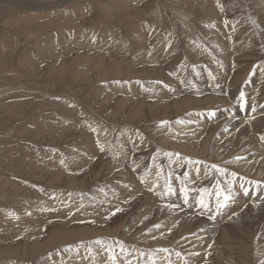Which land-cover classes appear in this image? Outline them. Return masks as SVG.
Wrapping results in <instances>:
<instances>
[{"label": "rangeland", "instance_id": "1", "mask_svg": "<svg viewBox=\"0 0 264 264\" xmlns=\"http://www.w3.org/2000/svg\"><path fill=\"white\" fill-rule=\"evenodd\" d=\"M27 1L31 6L36 3L52 6L62 1L73 2L38 12L0 2V41H4L0 44V54L5 57L0 60L7 63L2 65L3 72L0 71V104L3 102L2 107L25 106L22 108L24 112L8 118L0 128V156L5 145L14 153L22 151V147L25 151V146H21L24 143L21 135L44 127L42 133L45 129L48 131L42 134V145L28 141L27 151L37 157L45 168L44 173L62 178L56 184L45 179L42 188H35L31 182L24 181L32 187L24 195V200L35 199L36 193H43L42 204L51 200L54 207L50 210L52 215H58L60 209L67 208L65 217L72 223L73 208L84 210L97 200L87 202L85 200L89 198L82 196L91 195V192L94 196L99 195L100 202L107 209L122 206V197L105 202L107 190H116V186L112 187L113 183L119 181L121 184L127 180L136 182L138 190H144L145 184L140 179L143 176L144 180L149 179L147 173H153L154 167L157 168L156 178L169 185L166 187L163 183L162 189L173 190L172 199L169 196L171 202L191 207L194 195L204 198L207 205L202 211L195 206L190 212V216H197L198 220L190 228H185L174 215L152 217L136 206L138 209L134 208L124 218L128 221L125 226L132 225L125 235L120 236L122 230L116 234L111 231L110 237L94 235L88 242L75 245L69 253L71 258L76 256L73 260L59 256L58 252V263L196 264L200 252L206 250V264H232L227 258L216 259L212 247L220 246L217 241L220 230L211 229V224L218 222L216 225H221L222 221L230 220L223 213L227 214L234 206L236 195L245 197L242 187L248 195L253 194L252 185L258 186L259 193L264 192V163L256 160L259 159L257 154L261 151L264 154V139H261L264 137V124L258 131L260 133L251 131L249 135L241 128L250 113L257 114L256 118L264 122V0H116L122 5V14L119 15L114 14V7L106 9L108 13L105 14L97 12L95 6L99 0ZM123 9L130 17H125ZM110 37L119 43L122 41L120 45L132 43L138 47L137 51L144 50V56L147 54L153 60L140 58L141 61H138L129 53L123 55L134 63L131 64L133 68L130 71L128 65H116L118 73L115 79L107 81L105 91L97 90L102 96L105 95L103 93H110L111 98L106 100L110 104L98 110L99 107L93 104V97L82 86L86 89L91 87L84 84L73 86L71 78L57 81L55 75L66 68L69 73L81 78L89 76L94 67L101 69L99 65L109 59L110 52L107 51L111 46L108 43L105 48V39ZM116 50L122 53L120 47L112 51L113 55H120ZM188 51L192 54L189 55ZM153 69L161 72L157 74L158 80L152 74ZM127 70L133 74H127ZM172 78L177 82L165 84ZM185 78L186 82H183ZM198 87L200 92L194 96ZM164 88H172L170 92L175 91L180 97L176 108L165 102L168 96L163 92L167 91ZM209 89L214 95L201 93ZM158 91H161L160 101L154 98ZM127 92H137L138 96L128 97ZM135 97V102H132ZM34 101L40 103L37 108L31 106ZM47 107L54 108L53 115L59 113L72 123L77 121L78 127L67 128L70 132H58L62 127L56 128V125L50 127L47 115L51 110ZM229 111L235 123L236 120L240 122L234 131L225 129L231 117L227 118ZM88 120L95 122V126H91ZM199 120L205 124L208 120L210 129L206 130L211 136L204 133ZM217 124L218 127L213 128ZM123 132L128 140L124 139L125 144L128 142L139 147L138 142L144 139V146L140 145L143 146V154L139 156L143 161H134L130 154L122 157V153L116 159V137L121 139L118 149L123 150ZM104 140L107 144H103ZM196 148L199 153L195 157ZM101 149L110 151L112 155L103 163L97 155L103 153ZM77 151L81 153L79 157H76ZM77 158L85 163L84 166L79 165V169ZM122 159H125L124 162ZM122 164L133 168L139 166V169L128 176L121 171L124 168ZM26 165L29 169L33 166L28 160ZM63 166L71 170L63 171ZM76 171L72 180L70 175ZM239 179H247L248 184L238 188L236 183ZM181 189L184 191L181 192ZM217 191L220 192L219 197ZM224 195H229L230 199L225 207L217 211V201L223 202ZM240 228L246 233L242 241L238 236L241 230L236 229L235 233L227 227L233 238L228 244L242 248V262L237 264H264V219L244 220ZM199 238L204 243L208 240V243L200 244ZM78 252L83 256L80 257ZM58 263L54 261L50 264Z\"/></svg>", "mask_w": 264, "mask_h": 264}, {"label": "bare ground", "instance_id": "2", "mask_svg": "<svg viewBox=\"0 0 264 264\" xmlns=\"http://www.w3.org/2000/svg\"><path fill=\"white\" fill-rule=\"evenodd\" d=\"M0 2H4L8 6L24 8L26 11L38 12V11L49 10L50 8L54 9V8L64 7L73 1H69V2L62 1L59 3L53 4L52 6H47L45 3H41V4L36 3L34 6H31L27 0H0ZM96 3L97 5L95 6V10L101 14H105V12H107L106 9L110 7H114V9L116 10V11L114 10L116 12V13L114 12V14H118V15L122 14V5L120 2L116 0H99V2H96ZM112 9L113 8H111V10ZM123 11H124L125 17H130L129 13L125 9H123ZM79 25L80 24L77 25V28H79ZM89 27H95V25H89ZM73 28L74 27H72V30ZM62 30L66 32L65 28H63ZM247 36L250 37L251 34H248ZM78 38L80 39V37ZM105 40H106L105 48L108 43H110L111 48L108 46L109 51H107L103 47L104 50L110 53H109V56H108L109 59L107 60V62L99 65L101 66V69H98V66L94 67V69L92 70L89 76L81 77V78H77V76H74L75 75L74 73H69L66 70V68H64L58 74L55 75L57 81H65V80L68 81L71 78L72 80L71 83L74 84L73 86H75V84L77 86L79 84H84V85H87V87L88 86L91 87V88L86 89L84 88V86H82L83 89H85L86 93L93 97V100H94L93 104L96 105V107H99L98 110L105 109V107L110 104L108 103V101H106L107 98H111V95H109L110 93L109 94L108 92L103 93L105 95L102 96V94H100L99 91L97 90L100 89V90L105 91L108 85L107 81H109V79H115L114 77H116V73H118V69L116 65L118 64H122L123 66L128 65L129 68H131L130 71L133 68L131 64L134 65V63L128 61L127 57L125 58L123 55H126L129 53L131 54L132 58H138V61L139 60L141 61V59L144 60V58L146 60L147 59L153 60L152 58L149 59L150 56L148 57L147 54H145L144 56V53H143L144 50H142L143 52L137 51L139 50L138 47H135L132 43H128V45L126 43L123 45L122 44L120 45L122 41L119 43L117 39H112L111 37L110 39L107 38ZM3 43L4 41L1 40L0 44H3ZM87 45L91 46L90 44H87ZM120 47H121L122 53L116 50L118 53H120V55H117V56L113 55L112 51H115V49L117 48L119 49ZM241 48L239 47L238 49H241ZM188 54L190 55L192 53L188 51ZM0 58L5 59V57L2 54H0ZM4 64L7 65L5 61L0 60V71L1 72H3L4 70L2 68V65ZM135 66L137 65L135 64ZM63 67H66V66H63ZM126 73L130 74L128 70L126 71ZM159 73L161 72L158 70H154V69L152 70V74L157 80H158L157 74ZM131 74L133 73L131 72ZM0 75H2V73H0ZM182 81L186 82V78L185 80H182ZM98 82L100 84H97ZM174 82L176 83L177 81H174L172 78L171 80H166L165 84L171 83L172 85V83ZM95 84H96V88L94 87ZM171 89L164 88V90L168 91V92L163 91L164 93H167V96H168L165 102L168 105L172 104L174 106L173 108H176L177 104L179 103L180 97L175 94V91L170 92ZM132 91H135V90L133 89ZM137 92H132V93L127 92L128 97L129 95H131L132 97L138 96L136 94ZM158 92L157 94H154V98L157 99V101H160L159 98H160L161 91H158ZM199 92H200V89L198 87V89L194 91L193 95L195 96ZM204 92L207 94L211 93L212 95H214L213 91L210 89L201 91V93H204ZM135 100H136V97L134 99H131L132 102H135ZM46 102L47 101H45V103ZM2 104L3 102L0 104V112H1L0 113V128H2L5 125L8 118H14L17 114L24 112L22 108L25 107V106L17 107L15 105L14 106L6 105L5 107H2L1 106ZM39 104L40 103L35 102V103H32L31 106L34 108H37ZM47 108L51 110L49 115H47V117H50V119H48V121H50L48 122V124H50V127H53L55 125H56V128L62 127L60 130H58V132L59 131L62 132L65 130L70 132V130H68L67 128L71 129L73 126L78 127L77 121L74 120L76 123L74 121L72 123L70 120H68V117L64 115H60L59 113H56L53 115V113L55 112L54 108L53 107L52 108L47 107ZM230 112L231 111H229V113L227 114L228 116L226 115L227 118L231 116ZM256 115L257 114L255 113L253 114L250 113V115H248V117L245 119V122H244L245 126L243 127L241 126V128H243V130L248 135L252 133L251 131L260 133L258 131L261 130L262 125L264 124L263 121L256 118ZM202 121L199 120L200 126L203 128L204 133L206 132L207 134V130L210 129L208 128V120H205L207 122L206 124L203 123ZM32 122L36 123L34 120H32ZM89 122L91 123V126H95L94 125L95 122L93 121H89ZM229 122L227 125H225V129L228 131H234L233 129L238 127L240 123L237 120H236L237 123H235V118L233 116L230 117ZM217 127H218V124L216 127H213V128H217ZM241 128L239 127V129ZM42 130H40L39 127H37L34 132H31V133L29 132L28 134L23 133V130H22L23 134L21 135V137L24 138L23 140L24 143H22L21 146H25L26 152L23 150V147H22V151H19L18 153H14L13 150L9 148V146L6 147L5 145V149L2 152L3 154L0 156L1 158V161H0L1 162L0 163V202H3V204H0V264H50L54 261L58 263L59 258L56 257V254L58 252L60 253V254L58 253L59 256L62 255L64 256V258H69L70 260H73L76 258V256L75 258H71L69 257V253L72 252L71 251L72 249H75V245L77 243L80 246V243L84 244V242H88L89 240L93 239L94 235H98L99 237H110L111 236L110 234H112L111 231H113L116 234V232L122 230L120 236H122V234L125 235L126 232L131 229L132 225L125 226V224L128 223V221H126L124 218L128 216L129 214H131L130 212H132L134 208L138 209L136 206H139L141 208V212L146 213L147 215L152 216V217H155V216L158 217L159 215H162V214L168 215L169 217H172L174 215L175 218H178L181 224L185 226V228L193 227L198 222L196 218L197 216L191 217L190 212H192V210L195 209V206L198 208L199 211H202L203 208L198 203V200L200 198L198 197L196 198L193 195L192 196L193 200H191L193 201L192 202L193 204L191 205V207L185 206V204H182L181 202H171L172 197L170 195L173 194V190H171L170 187H169L170 192L168 191V189H167L168 192L165 190V188L162 189L165 183L162 181L163 179L156 178L155 174H156L157 168L154 169L153 166H151L153 167V173L151 172L147 173V175H149V179L147 178L144 180V176H143V179H140L141 180L140 182L145 184V188H143L144 190H138L136 187V182H132L130 180H127L125 182L122 181L121 184H119V181L118 182L116 181L115 184L117 185L113 183V186H112V187L116 186L117 187L116 190H113V189L110 190L111 188L107 190V193L104 195L105 202L108 203L109 200L115 201L116 198L122 197V206L115 207L114 205L111 207H115V208L107 209L105 204H102V202H100L101 197L99 195L94 196V193L92 194L91 192L89 193L91 195L85 194L84 196H82V197L86 196L89 198L88 200L87 199L85 200L87 202L93 199H97V200L96 202H94V205H90L91 206L90 208L87 207V208H84V210H80V211L77 210V207L73 208L72 217L74 218L72 219H74V222L72 223L68 222V219H66L65 217L67 216L66 215L67 208L60 209L59 212L61 213L58 215H52L50 210L53 209L54 207H52L51 200H49V202L42 204V200H43L42 198L44 197L42 195L43 193L42 194L36 193L35 199L28 198L27 200H24V195L27 194V192L30 190V187H31V185L30 186L26 185L24 181L27 180L31 182V184H33L35 188L36 186L37 188L38 187L42 188L43 186L42 183L44 184L45 179H47V182L51 180L55 184L60 182V180L62 179L60 178V175L53 176L49 173H44L45 168L42 165H40V163L37 161V157L34 154L27 151L28 141L33 140L35 144L40 143L42 145L41 143L43 140L42 134L45 135L47 134V131H48L47 129H45V131L42 133ZM78 130H80V127L78 128ZM246 130H248L249 132ZM99 131L101 130L99 129ZM64 133L65 132H63V135ZM100 133L101 132H99V134ZM253 134L256 135V133H253ZM123 135H125L124 132L122 133V136ZM227 135H225V137ZM134 136L130 138L132 139ZM207 136H211V135L207 134ZM116 138H117L115 142L116 144L115 149L117 148V153H115L116 159L117 157L120 158L121 157L120 154L122 153V155H124L122 157H125V155L130 154L135 159L134 161L141 160L139 156L143 154V151L141 148L144 146L143 145L144 142H142L144 139H142L141 143L138 142L139 147H135V146H131L128 142L125 144L124 141L127 139H125L123 136L122 144H125V146H123V150L120 148L122 150L120 151V149H118V147L120 146L118 145L120 144L121 139L119 137H116ZM127 138H129V136ZM163 140H168V139L164 138ZM61 141L62 140H60V142ZM105 143L107 144V140H104L103 144ZM140 145H143V146L141 147ZM103 146L105 147V145ZM148 148L150 147L148 146ZM105 150H103L102 154H97L98 156H100L101 163H103L107 158L109 159L110 156H112L110 155V151L106 152ZM198 153H199L198 148H196V153L194 154V156L196 157ZM80 155L81 153L77 151L76 157H79ZM257 155H259L258 157L259 159H256V160H261L264 163L263 152L261 151V153ZM26 160L31 161L33 165L30 169L27 168ZM124 160L122 159V162H124ZM2 162L4 163L2 164ZM76 164H77V168L79 169V165L84 166L85 163L81 162L80 159H78V162ZM125 165L122 164L124 168H122L123 170H121L125 175H128L130 173L133 174V172L136 171L137 168L139 169V166H136L133 168L131 165H130L131 167H128ZM33 169H34V172H33ZM68 169L70 168H66L64 166L61 167V170L63 171H68ZM76 173L77 171L74 174L70 175V177L72 178ZM163 173H164V170H163ZM72 180H74V178H72ZM245 183H247V179L245 180L239 179L236 185L238 188H240V186L244 185ZM62 184L66 185L65 182H63ZM252 187H254V191H253V194H250V195L247 194V191L244 189L245 187H242L241 190H243L242 193H243V196L245 197L240 198L239 194L236 195L237 198L235 199L234 206L232 208H229V210L231 211V214L228 215L230 211H228L227 214L226 212L223 213L224 217L230 218L228 222L223 223L222 220H219V222L222 221L221 225H216L218 222L211 224L212 225L211 229L220 230L219 231L220 239L217 240L220 246L214 245L212 247L213 251L215 252L217 260L221 258H227L228 260H230V262H232V264H237L239 262H242L240 260V258L243 255L242 248L236 244H232V245L228 244L232 242V240L230 239H233L229 231L234 230V232L236 233V229L241 230V233H239L238 236L241 238V241H242V236L245 235L246 233L244 229L240 228L241 222L244 220L262 221L264 219V192L259 193V190H258L259 188L257 185H252ZM172 189H173V186H172ZM36 191H38V189H36ZM73 194H71V196ZM200 194L201 193H199V195ZM68 196H70V194ZM169 196L171 197V199ZM255 197H259V198L255 199ZM35 200L36 202L34 203ZM55 201L56 203H58L57 200ZM18 209H20L19 212H17ZM117 209H119V211H117ZM199 211H197V213L195 214L197 215ZM77 222H81V223H77ZM227 227L229 231L227 230ZM207 241L204 243V241H202L201 238H199L200 244H203V243L206 244L208 243ZM199 248H198V251H199ZM204 253H206V250ZM204 253L200 252L199 258L197 259L198 262L196 264H206ZM79 256L80 257L83 256L81 255V252L79 253ZM96 256H98L97 252H96ZM199 259L201 260L199 261ZM224 262H226V260H224ZM96 263L97 262L95 261V264ZM58 264H60V262ZM61 264H64V262L61 261ZM78 264H82V262Z\"/></svg>", "mask_w": 264, "mask_h": 264}, {"label": "snow or ice", "instance_id": "3", "mask_svg": "<svg viewBox=\"0 0 264 264\" xmlns=\"http://www.w3.org/2000/svg\"><path fill=\"white\" fill-rule=\"evenodd\" d=\"M241 98H243V93H241ZM261 139H264V137H262ZM101 150H103V149H101ZM217 171H219V169H217ZM158 175H159V173H158ZM150 190H151V189H150ZM183 191H184V190L181 189V192H183ZM201 191H203V190H201ZM216 195L219 197V196H220V192L217 191ZM229 199H230V196H229V195H224V196H223V202H221V201L218 200V201H217V211H219L220 209H222L223 207H225L226 204H227V202L229 201ZM185 202H187V200H186ZM198 203H199V205H200L202 208H207V205L204 203V200H203L202 197L198 200ZM117 211H119V209H117ZM97 243H100V242L97 241Z\"/></svg>", "mask_w": 264, "mask_h": 264}]
</instances>
